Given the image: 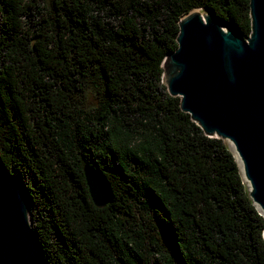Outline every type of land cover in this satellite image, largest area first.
Instances as JSON below:
<instances>
[{
	"label": "trees",
	"instance_id": "1",
	"mask_svg": "<svg viewBox=\"0 0 264 264\" xmlns=\"http://www.w3.org/2000/svg\"><path fill=\"white\" fill-rule=\"evenodd\" d=\"M40 2L0 0V164L46 264H264V220L232 155L160 68L193 9L248 37L249 0ZM84 166L110 190L102 209Z\"/></svg>",
	"mask_w": 264,
	"mask_h": 264
},
{
	"label": "water",
	"instance_id": "2",
	"mask_svg": "<svg viewBox=\"0 0 264 264\" xmlns=\"http://www.w3.org/2000/svg\"><path fill=\"white\" fill-rule=\"evenodd\" d=\"M249 20L244 38L208 9L183 15L176 49L160 64L161 84L204 136L222 141L264 220V0H249ZM82 171L93 205L104 208L110 190L97 172L88 166ZM0 264H46L28 196L1 164Z\"/></svg>",
	"mask_w": 264,
	"mask_h": 264
},
{
	"label": "rangeland",
	"instance_id": "3",
	"mask_svg": "<svg viewBox=\"0 0 264 264\" xmlns=\"http://www.w3.org/2000/svg\"><path fill=\"white\" fill-rule=\"evenodd\" d=\"M48 2H50V0H41L40 5L46 6ZM86 103H87V106H93L95 104L93 96L89 92L87 93V96H86Z\"/></svg>",
	"mask_w": 264,
	"mask_h": 264
}]
</instances>
